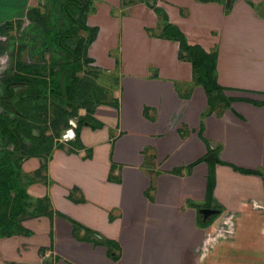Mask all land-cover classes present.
<instances>
[{
    "label": "crops",
    "instance_id": "1",
    "mask_svg": "<svg viewBox=\"0 0 264 264\" xmlns=\"http://www.w3.org/2000/svg\"><path fill=\"white\" fill-rule=\"evenodd\" d=\"M41 1L0 0V25L23 19ZM47 1L44 16L65 47L43 53L63 60L54 71L75 62L72 53L80 63L68 85L71 100L63 107L75 112L59 132L72 127L75 138L68 143L54 138L49 155L58 213L116 242V261L106 246H97L105 252L104 264H264V101L259 99L264 97V0ZM152 7L166 15L159 18ZM70 16L97 30L77 53L76 39L89 33L64 34ZM164 22L190 46L215 55L221 94L211 105L192 64L178 58L179 43L166 36ZM49 112L53 117L57 108L50 104ZM240 125L250 127L246 144L255 153L245 164L247 173L231 165L236 143H242L236 135ZM213 159L215 186L204 207ZM70 188L82 193V202L69 198ZM60 197L72 201L67 214L59 210ZM207 208L219 212L203 220L199 210ZM67 222L54 221L57 248ZM27 259L21 260L33 264ZM75 263L57 255L49 264Z\"/></svg>",
    "mask_w": 264,
    "mask_h": 264
},
{
    "label": "rangeland",
    "instance_id": "2",
    "mask_svg": "<svg viewBox=\"0 0 264 264\" xmlns=\"http://www.w3.org/2000/svg\"><path fill=\"white\" fill-rule=\"evenodd\" d=\"M148 1L151 2V0ZM150 2L148 3V5H150ZM47 5H48V1L42 0L39 7L33 8L38 10V15L35 12L33 11L29 12L28 10L27 13L28 15L26 17L14 21L13 26H11V28H6L4 33H0V96L4 97L3 84L9 81L11 78H13L15 74L28 77L29 75L37 76L38 74L40 75L43 73V76L46 77L48 76V72H49L48 68L52 66V68L54 69L55 63L56 65H58V62L62 63L63 60L57 58L56 54H55L56 56L51 55L52 56L51 59H48L50 55H47V53H43V50L41 52L42 47L40 43L42 41V38H39L36 44L32 41L33 36H35L34 38H36L37 36L36 35V32L38 30L37 27L40 26L39 25L40 20L44 18L45 9ZM164 12L163 14H165ZM2 25H0V27H2ZM48 27H49L48 29L45 27V29L48 30L46 37L47 39L45 40L46 43L49 41V36H51L52 33L54 32L53 29H50V27L53 28L52 21L49 22ZM144 31L150 34L148 28H145ZM151 37L154 38V36L152 35ZM45 46H47V48L43 47V49H47V52H49V54H52L51 50L48 51V45L45 44ZM39 53L40 55H38ZM104 79L105 77L103 76L101 79L100 78L97 79V81L98 83H101V80ZM108 81L110 83H113L116 80L114 78L111 79L109 78ZM12 83L15 82L10 81L9 86H13L15 90L20 89L16 87L18 86L17 84H12ZM98 91H100L99 88L98 89L96 88L95 92L98 93ZM236 95L242 96L243 94L237 93ZM260 95L264 96L263 92H260ZM23 97L11 98V96H9V98L7 99L3 98V101H1L3 105L0 102V115H7L8 118L12 119L9 121V123H11L10 125L14 126L15 124L19 123L18 121H20L18 117L14 118L15 113L18 114V112H22L24 120L26 122L28 121L29 125L33 126L34 125L33 122H36V119L39 122L43 123V126L40 127L37 126L39 129L36 130L37 131L36 133L38 134L37 136H40V134L45 135L46 127L48 126L50 118L52 117L53 114V112L52 113L49 112V106L50 104L54 106L56 103L54 104V101L50 100L43 106L44 108L42 110V113L41 112L39 113L40 106L39 107L36 106L34 101L35 98L31 96H23ZM62 97L63 98L65 97L63 91H62ZM259 99H261V101H264V97H260ZM14 108L17 109L18 112H16ZM238 108L243 110V107L242 108L238 107ZM236 117L240 121H244L242 120V118H244V115L241 114L240 112H238V116ZM7 122L8 121H6V123ZM237 132L240 133L242 143H239L237 141L236 145H239V147L237 148L235 153L231 155V158L234 160L232 161L233 163L231 162V165L232 167H236L238 169H246L245 168L246 162L248 161L246 165H249L253 160L254 158L253 156L255 154L253 153L252 147L250 148L246 144L247 142L246 139H250L251 130L249 126L240 125V129L236 130V135L238 134ZM46 137L49 138L52 137V135ZM47 142L48 140H45L42 143V145L46 144ZM2 144H4V146ZM50 144L51 143H49V145ZM19 145L21 149H19L20 151H16L18 152L16 153L17 155L16 157L19 158L18 183L19 185L26 188V191L30 197L41 200L39 205L46 212H48L49 215L48 216L43 214H40L38 216H30L25 214L21 215L18 218V221L20 227H22L23 230L19 234L14 235L12 237L0 238V264H18L16 259L20 258L21 260L22 258L24 259L26 257L28 258L27 260H29L33 264H40L38 262L39 259L42 261L43 264H49L53 262L54 256L57 255L61 257H65L67 259L69 258L72 260L77 259L78 264H104L105 252L104 250L97 247V246H101L100 244L94 243V237H95L94 234L93 233L90 234L85 231L79 232L82 237H88L91 239L92 248L95 249L92 250V248H89L90 246L89 247L78 246L73 239L75 237L73 236L72 233V224L69 222V219L71 218H68L67 215L65 217H67L68 219L63 218L55 208L54 198H53V183L55 180L52 178L51 168L48 167L50 152L39 155H35V154L27 155L26 152H28L31 149V147L34 146V142L27 140L23 135L22 136L20 135ZM13 146H14L13 143L0 139V152L4 148L12 150ZM217 157L218 156H216V159ZM220 163L222 162L220 161ZM66 190L68 191L69 194H71L69 198H72V200L75 201L78 200L81 202L83 201V199L81 198L82 197L81 192H77L76 190L70 191L71 188ZM11 197L14 199L16 197V192H12ZM69 198L60 197L58 199V202L61 206L59 210H61L66 214L69 213L72 209L68 204V201L72 202L71 199ZM35 206L37 205L35 204ZM75 215L76 214H73V216ZM58 218L62 220L65 219L68 221L67 229H66V225L60 227L62 230L60 232L61 234L59 239L61 244L59 248H57L55 244V239L57 238H55V231H54L55 228L54 221ZM70 221H74V220L71 219ZM74 222L78 223L77 221ZM63 227L66 229V232L63 230ZM102 228H103L101 229L102 231H107L106 225H103ZM91 231L97 234L98 238L102 237V235L99 232L92 229ZM7 242L12 244L11 245L9 243L6 244ZM115 253L119 254L118 250H116ZM7 258H11L12 260ZM24 261L25 260H21L20 264H25ZM142 263L143 262H140L138 264H142ZM147 264H154V263L149 262Z\"/></svg>",
    "mask_w": 264,
    "mask_h": 264
},
{
    "label": "trees",
    "instance_id": "3",
    "mask_svg": "<svg viewBox=\"0 0 264 264\" xmlns=\"http://www.w3.org/2000/svg\"><path fill=\"white\" fill-rule=\"evenodd\" d=\"M53 0H50L52 2ZM76 2V0H74ZM250 3L249 0H246ZM158 16H162L163 11L159 8L152 7ZM35 12L38 15L37 9L29 10ZM71 17V16H70ZM71 26L67 32L64 34L76 36L79 30L88 31L89 37L87 39L84 38H77V47L76 53L81 52L82 47H86L95 37L96 29H88L83 23L77 20L75 23L73 18L71 17ZM43 22V23H41ZM48 21L46 17L39 22V27H37V32H39V36L36 38H32L33 42L36 44L39 38H42L41 41V52L42 50L46 51L47 49H43V47L47 48L45 44L48 45V51L51 48H54L56 45L59 49H63L62 46V34H57L56 31L53 29L54 32L51 36H49V41L46 43V37L48 33ZM13 26V22H7L0 27V33H4L6 28H11ZM33 26V25H32ZM35 27V26H34ZM45 27L47 29H45ZM41 28V29H39ZM35 29V28H34ZM35 30V31H36ZM163 31L165 32L166 36L170 39L178 41L179 43V54L178 58L182 60H187L192 64V69L194 73V78L197 83H200L206 91V94L209 98L210 105L212 104V100L216 98L217 95H220L221 88L216 83V70H215V55L206 54L199 46H190L184 35L174 26L164 22ZM43 43V44H42ZM83 43H85L83 45ZM40 55V53L38 54ZM75 58V62L70 63L67 62L64 65L60 66V69L54 71L52 66L49 68L48 76L44 77L43 73L38 74L37 76L29 75L28 77L21 76L19 74H15L13 78L3 84V96H0V102L3 101V98L7 99L9 96L11 98H20L23 96H31L35 98V104L39 107V112L43 110V106L48 102V99L54 101V106L57 108V114H55L48 123V126L52 128V137H46L44 134H40V136L33 135V129L38 130L39 128L36 125H29L28 122L24 120L23 113L18 112L17 109L14 108L18 114L15 112V117H18L20 121L19 123L11 126L9 123L10 118L7 115H0V139L4 141H9L13 143V149L9 150L4 148L0 152V238H9L14 235L19 234L23 229L20 227L18 218L21 215H30V216H38L40 214L48 216L49 213L46 212L39 204L41 202L40 199H34L30 197L26 191V188L19 185V165L18 159L16 156V151H20L19 139L20 135L24 136L27 140L33 141L34 146L26 152L27 155H39V154H46L51 151V147L53 146L54 138L58 139L62 134L59 135L61 129H65L68 127V118L71 114H74L75 110L71 112H67L63 107L70 102L69 96V81L74 79L70 78L75 75V73L80 70V63L78 61V54L72 53L71 59ZM25 70V69H23ZM29 71V70H27ZM41 72V71H40ZM64 72L63 83H64V96L67 99L62 97V89L60 87V78ZM11 82H15L12 84H17L18 88L15 90L13 86H9ZM24 98V97H23ZM2 99V100H1ZM3 105V103L1 102ZM58 104V106H57ZM62 105V106H61ZM12 111V110H11ZM13 118V120H14ZM24 120V121H23ZM6 121H8L6 123ZM36 121H38L36 119ZM21 123V125H20ZM48 140V142L44 145L42 143ZM49 143H51L49 145ZM4 146V144H2ZM214 159L209 162V175L207 179V188H206V196H205V204L204 207L209 205V201L212 199V191L215 186L214 181ZM220 162V161H219ZM236 171H240L242 173H247L244 169H238L233 167ZM12 192H16V197L13 199L11 197ZM35 204L37 206H35ZM35 206V208H34ZM198 206L197 208H200ZM213 219L206 221L205 224H209ZM72 224V233L73 236L78 241H86L92 242L88 237H82L79 232L85 231L88 233L94 234V243L104 245L108 249V256L116 261L118 259V254L114 251L119 250L116 242L109 241L106 239L98 238V235L95 234L90 229L83 227L82 225L70 221ZM29 233V232H28Z\"/></svg>",
    "mask_w": 264,
    "mask_h": 264
},
{
    "label": "water",
    "instance_id": "4",
    "mask_svg": "<svg viewBox=\"0 0 264 264\" xmlns=\"http://www.w3.org/2000/svg\"><path fill=\"white\" fill-rule=\"evenodd\" d=\"M56 0H53V4L55 3ZM150 5H153L152 2H150ZM47 14H49V10H47ZM63 77L64 74L61 75L60 78V87L63 91V93L65 94V90H64V83H63ZM66 98V97H65ZM54 109V107H51V111ZM33 135L37 136L36 130H33ZM212 155L209 156V158H211ZM219 211L214 210V209H200L199 213L202 215L203 220L209 219L211 216H213L214 214H218Z\"/></svg>",
    "mask_w": 264,
    "mask_h": 264
},
{
    "label": "built area",
    "instance_id": "5",
    "mask_svg": "<svg viewBox=\"0 0 264 264\" xmlns=\"http://www.w3.org/2000/svg\"><path fill=\"white\" fill-rule=\"evenodd\" d=\"M75 138V132L72 127L66 129L59 138L60 143H68Z\"/></svg>",
    "mask_w": 264,
    "mask_h": 264
},
{
    "label": "flooded vegetation",
    "instance_id": "6",
    "mask_svg": "<svg viewBox=\"0 0 264 264\" xmlns=\"http://www.w3.org/2000/svg\"><path fill=\"white\" fill-rule=\"evenodd\" d=\"M70 2H71L70 0H65V3H67V4L70 3ZM33 130H35V129H33Z\"/></svg>",
    "mask_w": 264,
    "mask_h": 264
},
{
    "label": "clouds",
    "instance_id": "7",
    "mask_svg": "<svg viewBox=\"0 0 264 264\" xmlns=\"http://www.w3.org/2000/svg\"><path fill=\"white\" fill-rule=\"evenodd\" d=\"M72 141V140H71Z\"/></svg>",
    "mask_w": 264,
    "mask_h": 264
}]
</instances>
